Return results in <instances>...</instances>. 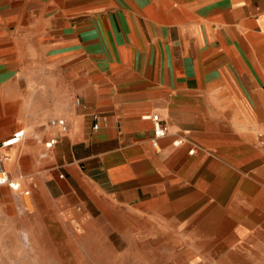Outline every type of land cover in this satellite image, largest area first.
<instances>
[{
  "label": "crops",
  "instance_id": "1",
  "mask_svg": "<svg viewBox=\"0 0 264 264\" xmlns=\"http://www.w3.org/2000/svg\"><path fill=\"white\" fill-rule=\"evenodd\" d=\"M1 154L0 264L128 213L264 264V0H0Z\"/></svg>",
  "mask_w": 264,
  "mask_h": 264
},
{
  "label": "rangeland",
  "instance_id": "2",
  "mask_svg": "<svg viewBox=\"0 0 264 264\" xmlns=\"http://www.w3.org/2000/svg\"><path fill=\"white\" fill-rule=\"evenodd\" d=\"M138 223V225H137ZM106 226V227H103ZM148 220L128 213L124 220H103L88 233L78 234L75 250L45 252V264H234L214 251H187L180 241L150 229ZM30 254L32 252H29ZM235 264H252L246 252H238ZM50 256V257H49ZM42 262L31 258L30 263Z\"/></svg>",
  "mask_w": 264,
  "mask_h": 264
},
{
  "label": "built area",
  "instance_id": "3",
  "mask_svg": "<svg viewBox=\"0 0 264 264\" xmlns=\"http://www.w3.org/2000/svg\"><path fill=\"white\" fill-rule=\"evenodd\" d=\"M144 119L151 120L154 125V135L151 138V144L155 149L160 148V139L166 135L167 127L166 124L162 122L160 116L158 114H145L143 116ZM53 126H58L61 128L63 132L68 131L69 125L65 119H57L51 122ZM95 129L98 128V123H95L93 126ZM24 135V131L21 130L14 134V137L6 142L3 143V146H7L10 144H14L18 141L20 137ZM180 141L176 140L174 143H179ZM56 143L55 139H51L45 143L47 149H51L54 144ZM46 155V154H45ZM8 159L7 155L1 154L0 155V189L3 186H9L13 190H19L20 184L16 180L11 179L7 170L4 168V162Z\"/></svg>",
  "mask_w": 264,
  "mask_h": 264
}]
</instances>
